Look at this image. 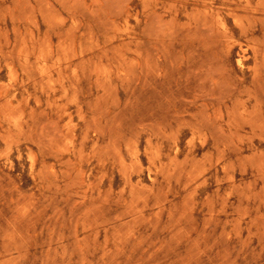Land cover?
<instances>
[{
    "label": "rangeland",
    "instance_id": "374dc122",
    "mask_svg": "<svg viewBox=\"0 0 264 264\" xmlns=\"http://www.w3.org/2000/svg\"><path fill=\"white\" fill-rule=\"evenodd\" d=\"M0 264H264V0H0Z\"/></svg>",
    "mask_w": 264,
    "mask_h": 264
},
{
    "label": "bare ground",
    "instance_id": "6f19581e",
    "mask_svg": "<svg viewBox=\"0 0 264 264\" xmlns=\"http://www.w3.org/2000/svg\"><path fill=\"white\" fill-rule=\"evenodd\" d=\"M262 3V2H261ZM214 20V19H213ZM213 25V24H212ZM210 26H211V24H210ZM230 50V49H229ZM202 59V58H201ZM221 71V70H220ZM221 73V72H220ZM206 74V73H205ZM56 128V127H55ZM32 138V137H31Z\"/></svg>",
    "mask_w": 264,
    "mask_h": 264
}]
</instances>
